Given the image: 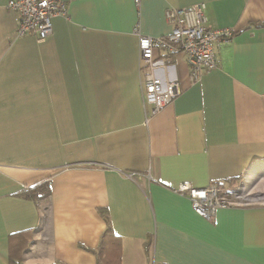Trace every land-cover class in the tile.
Here are the masks:
<instances>
[{"label":"crops","instance_id":"obj_1","mask_svg":"<svg viewBox=\"0 0 264 264\" xmlns=\"http://www.w3.org/2000/svg\"><path fill=\"white\" fill-rule=\"evenodd\" d=\"M63 1L38 41L0 0V264H103V211L120 264H264V0ZM200 3L235 34L199 82L156 51L181 93L154 114L135 29L165 37L168 9ZM182 183L243 184L254 203L208 221Z\"/></svg>","mask_w":264,"mask_h":264},{"label":"built area","instance_id":"obj_2","mask_svg":"<svg viewBox=\"0 0 264 264\" xmlns=\"http://www.w3.org/2000/svg\"><path fill=\"white\" fill-rule=\"evenodd\" d=\"M137 6L140 0H135ZM7 8L18 20V36L33 35L44 41L53 31L55 18H68V5L63 0H7ZM166 21L171 32L165 37H148L140 33L139 55L147 66L144 76L145 101L153 105V113L161 111L180 95L178 81H163L156 75L159 68L167 66L166 59L158 58L156 51L172 56H185L191 82H199L202 76L220 66L218 50L234 36L232 29H214L208 24L206 5L200 3L182 9H168ZM234 188V187H233ZM224 189L218 184L195 188L182 183L176 192L191 201L193 210L202 218L211 221L222 209L250 206L254 201L246 196V187L241 184L235 189ZM252 202V203H251Z\"/></svg>","mask_w":264,"mask_h":264},{"label":"trees","instance_id":"obj_3","mask_svg":"<svg viewBox=\"0 0 264 264\" xmlns=\"http://www.w3.org/2000/svg\"><path fill=\"white\" fill-rule=\"evenodd\" d=\"M50 185L49 183H41L30 189L29 197L34 198H44L50 195ZM103 217H105L108 228L105 230L102 240L98 249V255L100 262L103 264H120L121 259V243L118 237L115 235L114 231L109 225V218L106 212H102ZM12 255V259H13Z\"/></svg>","mask_w":264,"mask_h":264},{"label":"rangeland","instance_id":"obj_4","mask_svg":"<svg viewBox=\"0 0 264 264\" xmlns=\"http://www.w3.org/2000/svg\"><path fill=\"white\" fill-rule=\"evenodd\" d=\"M239 184V183H238ZM238 184H236L235 186H234V188L233 189H235L237 186H238ZM221 186V185H220ZM193 187V186H192ZM221 187H223V186H221ZM224 189H226L225 187H223ZM246 190L248 191V189L246 188ZM252 203V202H251Z\"/></svg>","mask_w":264,"mask_h":264},{"label":"bare ground","instance_id":"obj_5","mask_svg":"<svg viewBox=\"0 0 264 264\" xmlns=\"http://www.w3.org/2000/svg\"><path fill=\"white\" fill-rule=\"evenodd\" d=\"M246 196H247V194H246ZM248 197V196H247Z\"/></svg>","mask_w":264,"mask_h":264}]
</instances>
